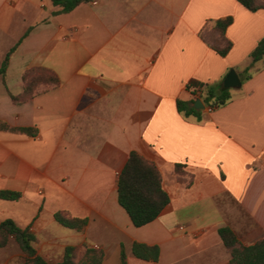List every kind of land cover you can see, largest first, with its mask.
<instances>
[{
  "label": "crops",
  "instance_id": "crops-1",
  "mask_svg": "<svg viewBox=\"0 0 264 264\" xmlns=\"http://www.w3.org/2000/svg\"><path fill=\"white\" fill-rule=\"evenodd\" d=\"M52 0H0V119L34 134L0 130V222L13 219L36 236L38 253L60 261L67 245L105 252L103 264H228L219 229L250 245L264 236V62L231 88L233 99L201 118L179 111L187 83L240 74L264 37V9L238 0H89L65 13ZM231 16L226 56L202 37L208 20ZM53 70L57 87L16 104L23 74ZM194 105V104H193ZM137 151L163 174L170 203L135 226L118 198L119 174ZM184 166L183 181L175 170ZM88 218L84 231L54 217ZM135 241L160 247L159 260L132 252ZM9 260L2 264H8Z\"/></svg>",
  "mask_w": 264,
  "mask_h": 264
},
{
  "label": "trees",
  "instance_id": "trees-1",
  "mask_svg": "<svg viewBox=\"0 0 264 264\" xmlns=\"http://www.w3.org/2000/svg\"><path fill=\"white\" fill-rule=\"evenodd\" d=\"M89 0H52L53 4L61 7L55 13H65L73 10L76 6ZM251 11L264 9L261 0H238ZM233 22L231 16L226 18L211 19L201 31V37L221 56H226L233 47V42L227 37V29ZM27 31L21 40L17 42L5 55L0 74L5 80V74L12 53L16 50L22 39L28 34ZM249 57L251 63L239 74L242 82L251 79L257 70H253L255 63L264 62V37L251 51ZM224 78L213 82H201L196 79L190 80L186 88L193 94L191 100L177 101L179 111L185 115H196L201 118L203 109H197L193 105L197 98H201L205 107L215 110L228 104L233 99L231 88L223 85ZM24 89L20 94H10L16 104L29 101L40 91L57 87L60 83L59 76L51 69L43 66H35L27 69L23 74ZM0 130L20 131L34 134L35 128L10 127L0 119ZM176 172L179 174V182L183 181L184 166L177 164ZM22 197V192L15 190L0 189V200L16 201ZM118 198L120 204L130 215L135 226H143L155 220L162 210L170 203V195L163 185V174L159 167L151 160L146 159L137 151H132L129 159L119 174ZM54 217L64 227L77 231H84L88 225V218L72 216L67 211H57ZM223 244L231 258L228 264H264V236L253 244L245 245L237 232L230 226L219 229ZM14 239L22 252L25 254V262L22 264H103L104 250L83 244L81 246L67 245L60 261L50 262L38 253L34 246L36 236L29 228L20 227L13 219H5L0 222V249L6 247ZM133 254L146 261H158L160 247L135 241L132 245ZM120 264H128L127 253L124 245L121 247Z\"/></svg>",
  "mask_w": 264,
  "mask_h": 264
},
{
  "label": "rangeland",
  "instance_id": "rangeland-1",
  "mask_svg": "<svg viewBox=\"0 0 264 264\" xmlns=\"http://www.w3.org/2000/svg\"><path fill=\"white\" fill-rule=\"evenodd\" d=\"M261 1L264 2V0ZM8 260V264H22L23 262H25V254L22 252L18 243L14 239H10L8 245L0 249V264Z\"/></svg>",
  "mask_w": 264,
  "mask_h": 264
},
{
  "label": "water",
  "instance_id": "water-1",
  "mask_svg": "<svg viewBox=\"0 0 264 264\" xmlns=\"http://www.w3.org/2000/svg\"><path fill=\"white\" fill-rule=\"evenodd\" d=\"M243 84L239 73L235 68H231L223 80V85L226 88H239ZM194 106L197 109H203L205 104L201 98H197L194 102Z\"/></svg>",
  "mask_w": 264,
  "mask_h": 264
}]
</instances>
